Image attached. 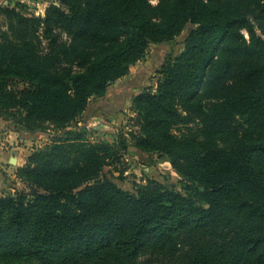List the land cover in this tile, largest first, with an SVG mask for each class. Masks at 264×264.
Segmentation results:
<instances>
[{
    "label": "trees",
    "instance_id": "1",
    "mask_svg": "<svg viewBox=\"0 0 264 264\" xmlns=\"http://www.w3.org/2000/svg\"><path fill=\"white\" fill-rule=\"evenodd\" d=\"M59 3L45 18L3 9L16 41L0 39V118L47 124L53 138L20 169L38 190L0 198V264H137L147 253L158 264H264V0ZM178 38L158 92L138 97L135 147L172 156L189 185L130 193L101 176L110 148L71 128L152 46ZM178 101L216 117L201 141L171 133L185 120Z\"/></svg>",
    "mask_w": 264,
    "mask_h": 264
},
{
    "label": "rangeland",
    "instance_id": "2",
    "mask_svg": "<svg viewBox=\"0 0 264 264\" xmlns=\"http://www.w3.org/2000/svg\"><path fill=\"white\" fill-rule=\"evenodd\" d=\"M59 4V0H0V39L5 35L10 41H16L15 30L3 9L15 10L16 13L29 18H45L48 8ZM15 24L16 22L13 23ZM15 27L17 30L21 29ZM38 37L35 41L39 51L48 52L50 50L48 41ZM61 39L67 40V37L62 34ZM182 49V38L152 46L143 60L130 67L127 76L113 83L104 96H93L89 102L94 122H90L88 128L90 131L85 136V142L93 145L106 144L110 148L102 150L105 166L101 169V176L107 177L124 191L135 193L137 186L146 187L152 184L156 187L158 184L170 190L183 192L189 185V182L173 168L172 156L161 151L140 156L130 151V148L138 145L137 136H141L139 122L142 106L138 97L146 92L154 94L158 92L165 78V74L158 73L161 65L169 54L175 56ZM176 62L168 60L167 64L174 65ZM130 97L131 106L124 105L126 98ZM112 98L118 99V112L115 114L107 112V102L112 101ZM135 99L138 100L134 104ZM176 108L185 117L184 121L172 123L174 125L170 127L171 133L178 140L201 141L204 123L217 120L195 102L178 101ZM83 119L85 117H81L78 123L73 124L71 130H81L84 127L81 125ZM52 130L53 128L47 124L30 130L20 126L12 118H0V157L4 156L3 161H0V198L23 192L30 194L33 189L38 190L24 180L20 175V169L28 164L31 156L45 151L52 144ZM124 145L128 146L127 151L123 150ZM17 157L18 164L14 162ZM150 259L147 253L137 264H158L154 261L148 262Z\"/></svg>",
    "mask_w": 264,
    "mask_h": 264
},
{
    "label": "crops",
    "instance_id": "3",
    "mask_svg": "<svg viewBox=\"0 0 264 264\" xmlns=\"http://www.w3.org/2000/svg\"><path fill=\"white\" fill-rule=\"evenodd\" d=\"M109 96V95H108ZM113 99V98H112ZM117 101H118V99L117 98H114L112 101L111 100H109V102H107L108 103V109H107V112L109 113V112H111L112 114H115L116 112H118L117 110H118V108H117ZM131 104H132V98L130 97V98H126V101H125V103H124V105H126V106H131ZM91 107H90V104H89V106H88V108H87V110L84 112V114H83V116H82V118L83 117H85V119H83L84 120V122L83 123H81V125H83V126H85V127H87V128H89L90 127V122L92 121V122H94V118H93V113H91ZM104 112H102V114H103ZM97 119V118H96ZM100 121V120H99ZM93 125V124H92ZM130 151H134L135 153H137L138 155H140V156H142V155H149L148 153H146V152H143V151H141V150H139L138 148H136V147H132V148H130ZM3 159H4V156H1L0 157V161H3ZM14 162L15 163H19V160H18V157L16 158V160L14 159Z\"/></svg>",
    "mask_w": 264,
    "mask_h": 264
}]
</instances>
